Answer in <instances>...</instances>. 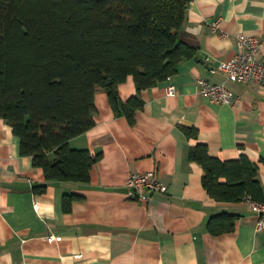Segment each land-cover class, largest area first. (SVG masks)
<instances>
[{"label":"crops","instance_id":"crops-1","mask_svg":"<svg viewBox=\"0 0 264 264\" xmlns=\"http://www.w3.org/2000/svg\"><path fill=\"white\" fill-rule=\"evenodd\" d=\"M239 33L264 38V0H193L180 39L196 54L141 92L145 104L134 124L117 115L99 89L96 124L70 141L103 154L87 183L53 180L38 192L43 170L21 154L12 126L0 119V264H264V229L257 230L251 199L213 198L203 166L190 157L199 144L221 160L245 154L258 164L264 190V87L228 79L219 67L237 53ZM202 79L225 82L239 101L212 102L200 92ZM118 91L124 101L136 94L134 77ZM189 128L198 135H188ZM150 171L167 193L142 201L111 190L125 188L131 173ZM72 194L83 199L67 212L64 197ZM224 212L237 216L234 230L212 234L208 221Z\"/></svg>","mask_w":264,"mask_h":264},{"label":"trees","instance_id":"trees-1","mask_svg":"<svg viewBox=\"0 0 264 264\" xmlns=\"http://www.w3.org/2000/svg\"><path fill=\"white\" fill-rule=\"evenodd\" d=\"M193 0H0V119L12 126L22 155L53 180L87 183L103 154L71 146L96 124L95 96L108 93L114 112L135 123L141 92L169 79L195 47L180 39ZM133 76L137 92L124 101L119 85ZM189 128L188 135H198ZM204 168L203 184L218 201L264 202L259 166L249 156L221 160L206 144L190 152ZM80 195H66L70 212ZM237 216L208 221L219 235Z\"/></svg>","mask_w":264,"mask_h":264},{"label":"built area","instance_id":"built-area-1","mask_svg":"<svg viewBox=\"0 0 264 264\" xmlns=\"http://www.w3.org/2000/svg\"><path fill=\"white\" fill-rule=\"evenodd\" d=\"M220 26V21L212 23V27L217 30ZM238 51L237 53L222 61L220 70H222L227 78L235 79L239 82H256L264 87V56L259 58V53L264 47V38L239 33ZM200 92L212 102L225 103L235 105L239 101V97L234 94L225 82L210 83L202 79L200 81ZM167 94L173 96L176 94V87L170 85L167 89ZM125 188L128 189L129 197L148 201L151 195L158 193H167L168 186L161 181L155 171L147 173H131L126 182ZM150 191L151 194H147ZM250 199V198H249ZM253 210L258 214L257 230L260 232L264 229V202H255L251 200ZM62 237H50V239L60 240Z\"/></svg>","mask_w":264,"mask_h":264},{"label":"water","instance_id":"water-1","mask_svg":"<svg viewBox=\"0 0 264 264\" xmlns=\"http://www.w3.org/2000/svg\"><path fill=\"white\" fill-rule=\"evenodd\" d=\"M111 190H116V191H120V192H128L127 188H117V189H111Z\"/></svg>","mask_w":264,"mask_h":264}]
</instances>
